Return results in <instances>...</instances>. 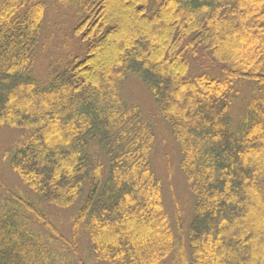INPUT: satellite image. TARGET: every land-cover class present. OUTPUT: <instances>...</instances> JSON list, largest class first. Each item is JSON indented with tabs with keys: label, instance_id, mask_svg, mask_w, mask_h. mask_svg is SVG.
I'll return each instance as SVG.
<instances>
[{
	"label": "trees",
	"instance_id": "trees-1",
	"mask_svg": "<svg viewBox=\"0 0 264 264\" xmlns=\"http://www.w3.org/2000/svg\"><path fill=\"white\" fill-rule=\"evenodd\" d=\"M152 1L128 2L140 32L117 46L109 0H76L78 52L39 84L49 0H0V129L23 136L3 153L19 186L0 196V264H264V0ZM133 77L177 145L186 230L122 96ZM73 206L64 233L49 209Z\"/></svg>",
	"mask_w": 264,
	"mask_h": 264
},
{
	"label": "rangeland",
	"instance_id": "rangeland-1",
	"mask_svg": "<svg viewBox=\"0 0 264 264\" xmlns=\"http://www.w3.org/2000/svg\"><path fill=\"white\" fill-rule=\"evenodd\" d=\"M128 2L130 0H109V5L117 9L115 13L117 16H114L117 19L118 31L110 38V42L117 44V46H122L124 43L120 38L123 33L137 35L140 32L138 30L139 24L137 25V20L131 14ZM150 2L153 1L150 0ZM150 2L149 9L152 8H150ZM46 13L43 33L37 49V61L33 68V77L39 84L48 82L53 70H60L65 66L67 55L72 53L71 58L75 57L73 55L79 49L78 41L73 35V29L79 18V8L76 0H49ZM153 33L156 34L155 31ZM108 45L105 44L97 52V58L105 54L103 49L107 48ZM67 48L70 51L69 53H67ZM124 84L122 89L123 98L129 103L139 105L154 128L156 142L152 158L153 166L164 184V200L170 216L173 214L172 202L175 201L180 206L184 230H186L192 216L193 204L185 178L178 166V151L167 128L169 126L159 118L155 104L138 79H128ZM237 114L236 117L234 116V121L238 120ZM19 135L21 134L18 131L6 128L0 129V196H6L8 191L15 192V188L19 186L16 177L8 168L7 161L9 162L10 156L6 158L3 155L5 151H10L14 145L22 141L23 136ZM259 151L263 154L264 146L261 145ZM72 213L74 215L75 206L65 210L49 209L52 222L57 227L62 228L64 233L68 231L66 230L68 229V223L69 228L71 226Z\"/></svg>",
	"mask_w": 264,
	"mask_h": 264
}]
</instances>
